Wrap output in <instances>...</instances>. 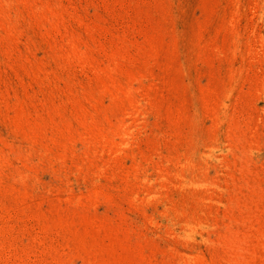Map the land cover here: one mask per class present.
<instances>
[{"label":"rangeland","instance_id":"obj_1","mask_svg":"<svg viewBox=\"0 0 264 264\" xmlns=\"http://www.w3.org/2000/svg\"><path fill=\"white\" fill-rule=\"evenodd\" d=\"M0 264H264V0H0Z\"/></svg>","mask_w":264,"mask_h":264}]
</instances>
